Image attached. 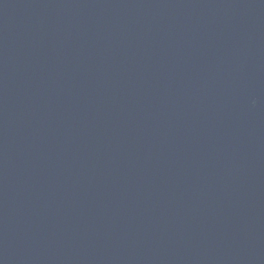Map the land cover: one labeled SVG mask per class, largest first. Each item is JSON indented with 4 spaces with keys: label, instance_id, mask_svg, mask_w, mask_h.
<instances>
[{
    "label": "water",
    "instance_id": "obj_1",
    "mask_svg": "<svg viewBox=\"0 0 264 264\" xmlns=\"http://www.w3.org/2000/svg\"><path fill=\"white\" fill-rule=\"evenodd\" d=\"M0 264H264V0H0Z\"/></svg>",
    "mask_w": 264,
    "mask_h": 264
}]
</instances>
